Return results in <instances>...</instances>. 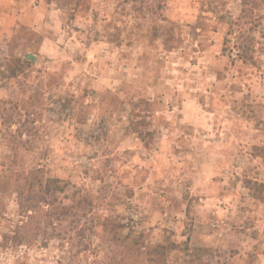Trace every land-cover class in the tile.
I'll return each instance as SVG.
<instances>
[{
  "label": "rangeland",
  "instance_id": "374dc122",
  "mask_svg": "<svg viewBox=\"0 0 264 264\" xmlns=\"http://www.w3.org/2000/svg\"><path fill=\"white\" fill-rule=\"evenodd\" d=\"M0 19V264H264V0Z\"/></svg>",
  "mask_w": 264,
  "mask_h": 264
},
{
  "label": "trees",
  "instance_id": "16d2710c",
  "mask_svg": "<svg viewBox=\"0 0 264 264\" xmlns=\"http://www.w3.org/2000/svg\"><path fill=\"white\" fill-rule=\"evenodd\" d=\"M244 16H245V14H244ZM44 202V201H43ZM21 204V202H19V205ZM61 210H62V215L63 214H65L67 211H68V207L66 208V207H62L61 208ZM161 249H164L162 246H158V245H156V246H153L152 248H151V250L150 251H148V253L151 255H153V256H155V255H158L159 254V251L158 250H161Z\"/></svg>",
  "mask_w": 264,
  "mask_h": 264
},
{
  "label": "crops",
  "instance_id": "0c3cea01",
  "mask_svg": "<svg viewBox=\"0 0 264 264\" xmlns=\"http://www.w3.org/2000/svg\"><path fill=\"white\" fill-rule=\"evenodd\" d=\"M1 20V19H0ZM1 22V21H0ZM0 26H4L3 24H0ZM1 31V30H0ZM46 39V41H50V39L47 37V38H45Z\"/></svg>",
  "mask_w": 264,
  "mask_h": 264
}]
</instances>
